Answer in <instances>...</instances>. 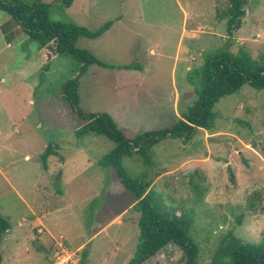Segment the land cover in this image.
<instances>
[{
    "label": "rangeland",
    "instance_id": "obj_1",
    "mask_svg": "<svg viewBox=\"0 0 264 264\" xmlns=\"http://www.w3.org/2000/svg\"><path fill=\"white\" fill-rule=\"evenodd\" d=\"M225 7V0H74L63 10L51 7L49 19L90 30L112 20L102 35L78 37L75 46L141 69L84 64L70 54L44 62L37 42L0 10V215L9 223L1 264H78L82 250L85 264H126L138 238L134 197L114 168L99 164L114 143L75 136L79 118L62 85L77 78L79 110L108 114L127 138L169 126L196 99L205 55L242 48L257 58L264 50V0H245L244 23L232 37L216 17ZM214 111L211 130L198 129L186 141L162 139L147 163L139 155L121 160L131 177L152 179L163 209L192 214L199 264L210 262L229 233L264 238V88L245 84ZM181 262V250L169 242L142 264Z\"/></svg>",
    "mask_w": 264,
    "mask_h": 264
},
{
    "label": "trees",
    "instance_id": "obj_2",
    "mask_svg": "<svg viewBox=\"0 0 264 264\" xmlns=\"http://www.w3.org/2000/svg\"><path fill=\"white\" fill-rule=\"evenodd\" d=\"M73 1L57 0L46 3L42 0H0V10L7 13L31 40L37 42L44 62L55 55L70 54L84 64H96L105 68L141 69L139 63L109 64L86 50L78 49L75 46L78 37L97 38L110 28L113 21L108 20L97 29L90 30L71 21L49 19L51 7L63 10ZM225 2V8L216 9V17L225 20L226 33L232 37L244 23L245 0ZM7 24L2 25L1 29L9 42L12 35L7 33ZM46 65L44 63L43 69ZM245 84L255 89L264 88V50L257 58H253L242 48L237 53L225 49L207 54L201 67V84L195 90L196 99L180 117L169 126L137 134L130 139L108 114L79 110L77 78L63 83L62 97L79 118V124L74 130L75 136L80 138L92 133L102 135L114 143V147L101 158L99 164L114 168L120 183L134 197L132 209L138 213V238L134 254L126 264H142L169 242L181 250V264H199V261L198 246L189 233L193 223L192 214L182 212L175 215L163 209L154 196L152 179L133 178L128 175L121 164L122 158L139 155L147 163L150 148L162 139L172 137L186 141L198 129L211 130L216 117L215 103L221 97L237 92ZM51 150L50 145L46 147L42 154L43 161ZM8 229L7 219L0 215V240ZM86 255L87 252L82 250L78 264H85ZM1 260L0 254V264ZM208 264H264V238L261 242L243 241L229 233Z\"/></svg>",
    "mask_w": 264,
    "mask_h": 264
},
{
    "label": "crops",
    "instance_id": "obj_3",
    "mask_svg": "<svg viewBox=\"0 0 264 264\" xmlns=\"http://www.w3.org/2000/svg\"><path fill=\"white\" fill-rule=\"evenodd\" d=\"M119 18H121V17H117V19H119ZM110 27H111V26H110ZM107 30H109V29H107ZM107 30H106V31H107Z\"/></svg>",
    "mask_w": 264,
    "mask_h": 264
},
{
    "label": "built area",
    "instance_id": "obj_4",
    "mask_svg": "<svg viewBox=\"0 0 264 264\" xmlns=\"http://www.w3.org/2000/svg\"><path fill=\"white\" fill-rule=\"evenodd\" d=\"M59 263V262H58ZM63 262H61L60 264H62Z\"/></svg>",
    "mask_w": 264,
    "mask_h": 264
}]
</instances>
